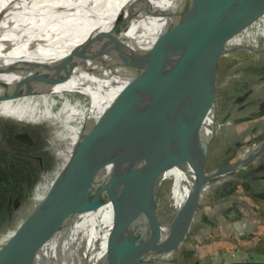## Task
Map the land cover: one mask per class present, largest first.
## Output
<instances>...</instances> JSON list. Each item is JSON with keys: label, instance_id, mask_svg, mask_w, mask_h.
Returning <instances> with one entry per match:
<instances>
[{"label": "water", "instance_id": "1", "mask_svg": "<svg viewBox=\"0 0 264 264\" xmlns=\"http://www.w3.org/2000/svg\"><path fill=\"white\" fill-rule=\"evenodd\" d=\"M68 1L32 0L23 7L1 5L0 38L19 31L20 27L23 30L29 26L38 27L44 22L47 25L62 19L77 0ZM227 2L228 0H169L167 7L155 10V16L166 20L164 25L158 26V50L152 58L146 56L127 62L123 72L125 75L138 67L141 87H149L142 96L141 106L134 104L112 115L108 128L104 120L99 121L95 136L93 131L83 134L82 140L86 148L82 147L85 150L83 157H77V168L88 163L91 153L88 142L92 136L96 143L102 144L104 152L102 161L90 176L83 182H77L85 185L86 189L83 210L94 211L111 203L113 224L108 237L110 244L106 250L102 251L104 246L99 238L89 246L90 257L86 260L82 256L85 250H80L73 264H146L153 262L152 258L156 255L164 257L187 238L197 216L202 191L208 185L223 182L230 173L246 168L264 153V139L255 142L253 137H248L254 135L262 125L258 123L250 128L251 124L264 122V109L256 107V100L249 105L248 110H255L249 115H234L233 107L222 118L218 115L219 57L235 51L254 54L264 51V46L225 45L215 41L212 32L220 27L219 11L227 7ZM40 5L51 9L37 14L41 10L38 8ZM213 8L214 26L210 23ZM17 15L32 18L31 24L18 26L13 22V17ZM46 18L48 19L45 20ZM45 77H42L44 81L49 80ZM36 82L33 81L29 86ZM40 90L42 89H30L28 86L5 89L0 91V100ZM243 108V105L240 106L241 111ZM123 119L130 122L125 128L120 127ZM234 124L241 125L240 136L248 139L242 141L238 148L231 144L229 150L234 151L228 156H231L230 162H227V158L220 166L207 168L211 146L220 134L221 127ZM240 147L242 151H238ZM173 161H181L192 170L195 189L179 227L174 229L170 225L168 233L174 232L172 236L158 241L160 232L149 236L144 220L149 211L155 212V193L168 165ZM217 176L222 177L213 180ZM50 215L21 233L11 243L18 244L32 230L47 224ZM67 222L71 225L73 220L63 224ZM41 243L25 252H16L14 257H9L7 264H17L20 258L33 252ZM53 261L40 264H51ZM225 264H264V260H238Z\"/></svg>", "mask_w": 264, "mask_h": 264}, {"label": "rangeland", "instance_id": "2", "mask_svg": "<svg viewBox=\"0 0 264 264\" xmlns=\"http://www.w3.org/2000/svg\"><path fill=\"white\" fill-rule=\"evenodd\" d=\"M226 5L227 7L223 6L224 9L221 8L219 11L220 27L212 32L217 43L253 44L259 41L257 40L259 36H264V0H228ZM130 7L131 5H126L121 8L120 16L123 12H128L127 16L133 22L136 10ZM131 21L125 23L130 24ZM120 23L121 21L115 24L116 28L120 26V29H125V26L122 28L124 21ZM210 23L212 26L215 25L214 8L210 15ZM256 59L258 60L259 56L243 53L223 54L218 59L219 72L221 71L222 77H226L232 64L241 63V68L244 69L245 66L254 65ZM227 65L231 66L228 68ZM137 68L131 69L123 76H110L106 85H100L88 79L56 89L50 97L49 109L41 108L35 103L23 104V102H11L9 99H3L4 101L0 102V151L4 149L2 141L7 139L5 140L6 145L13 146V139L20 131L19 133H22L27 140L30 139L29 135L32 139L35 137L36 141L32 148L40 153L37 154L38 156L43 158L39 165L35 162L38 157L36 159L23 158L26 161L21 165L8 161L7 155L0 154V176L6 180L5 184L0 185V252L5 250L21 233L48 218L68 195L75 182H83L98 167L104 152L102 144L96 143L93 138L98 133L96 125L104 120L108 128L112 115L134 104L140 107L142 96L149 90V87H141ZM226 78L223 80L220 78L222 82L219 99L222 96L220 99L222 106H225L224 95L227 96L228 93L233 92L231 85L234 79ZM250 87L253 90L250 98L252 102L256 100V107L259 108L264 99V79L255 81ZM258 123L262 124L261 128L254 135L248 136L250 139L253 137L255 142L264 139V122L260 121L249 126L252 128ZM129 124V120L123 119L120 127L125 128ZM227 130L228 127L223 130V133H228ZM89 131L94 133L92 139L87 141L90 144L88 149L91 150L89 160L87 164L77 168V157L82 158L86 148L82 140L83 134L86 135ZM222 140V137L219 138L214 145L213 155L208 163L209 168L216 167L217 161L220 160L219 154L225 146H222ZM41 163L46 166L41 167ZM11 165L15 166L12 170L9 168ZM221 177L217 176L213 180ZM33 178L35 180L32 185ZM170 185L171 181L162 184V196L165 197ZM213 187L214 185H208L202 191L201 200L204 201L201 205H204L205 199L210 197ZM172 189L173 186L169 190L167 200L172 195ZM237 193L234 196L246 197L242 192L237 191ZM9 195H11V201L8 203ZM160 207V204H156L153 210L156 211ZM201 207L199 206L194 226L183 244L176 250L165 254L164 257H156V255L152 258L153 262L146 264H225L238 260H257L264 256V253L255 251L264 245V238L259 234L257 237L250 234L251 236L248 235L246 239L253 247L252 250H250L251 246L244 243L243 238L236 239L237 235L235 238L231 236L228 238L223 237L221 233L216 235L215 232L207 241L204 238L205 233L201 234L202 231H199L201 214L204 213ZM92 212L94 211L88 210L80 215L73 227L70 222L64 223L60 231L57 230L43 240L33 252L20 258L17 264H40L55 260L63 250L71 244L78 243L85 234L87 236L88 227L98 225V218ZM251 254L255 257H251ZM169 255L172 258H169Z\"/></svg>", "mask_w": 264, "mask_h": 264}, {"label": "bare ground", "instance_id": "3", "mask_svg": "<svg viewBox=\"0 0 264 264\" xmlns=\"http://www.w3.org/2000/svg\"><path fill=\"white\" fill-rule=\"evenodd\" d=\"M31 1L0 0V6L23 7ZM168 2L169 0H77L67 14L56 22L47 25L44 22L38 27L29 26L23 30L20 27L19 31L3 36L0 38V91L27 86L30 89H42L37 93L11 96L7 99L23 104L35 103L41 108L49 109L50 97L56 89L88 79L106 85L110 76H123L127 62L146 56L152 58L158 50V26L164 25L166 20L155 16V10L167 7ZM126 5H131L136 10L133 22L127 16L128 12H123L120 16L121 8ZM38 8L41 10L37 14L40 11L42 14L49 12L51 9L46 5ZM13 20L18 26L32 22V18L22 15L13 17ZM119 21L120 24L124 21L122 28L125 26V29H120V26L116 28L115 24H119ZM129 21L130 24L125 23ZM43 76L49 80L44 81ZM33 81L37 82L29 86ZM2 101L4 100H0ZM187 167L181 161H173L168 165L154 198L155 203L161 207L155 212L149 211L144 220L149 236L160 232L158 241L172 236L174 232L168 233L169 226L172 225L175 229L183 220L190 196L195 189L193 172ZM166 181H171V185L164 197L161 195V187ZM171 186L172 195L167 200ZM85 192V185L75 182L67 198L52 212L47 224L32 230L18 244L11 243L1 252L0 264H7L9 257H14L16 252H25L47 239L63 222L73 220V227L80 215L87 212L83 210ZM92 214L98 218V225H89L88 235L85 234L78 243L73 244L75 248L71 244L63 250L51 264H73L83 249L85 253L82 256L87 260L90 257L89 246L99 238L104 246L102 251L106 250L110 244L108 237L113 224L112 204L96 209Z\"/></svg>", "mask_w": 264, "mask_h": 264}, {"label": "crops", "instance_id": "4", "mask_svg": "<svg viewBox=\"0 0 264 264\" xmlns=\"http://www.w3.org/2000/svg\"><path fill=\"white\" fill-rule=\"evenodd\" d=\"M254 82L253 80L252 83ZM238 91H240V88H237L235 92L237 93ZM226 108L227 106L224 107L223 113L226 112ZM240 128V124L232 125V132L225 135L221 141L222 146L228 145V149L224 146V157H220L216 166L225 163L228 156L232 155L234 149L229 150L231 144L235 148H238V145L242 141L245 142L248 139L240 136V130H242ZM240 150L241 147L238 151ZM241 154L244 155V152H241ZM230 158L231 156L227 162H230ZM250 166L230 173L226 180L216 184L210 197L205 199V204L200 205L204 210L201 217H209L211 215L215 221L211 223L207 220L204 228L201 229V234L205 233L206 239L215 234V232L216 235L221 233L223 237L228 238L230 236L235 238V235H237L236 239L243 238L244 243L251 246L248 243L249 241L246 240L248 239V235L259 234L264 236V153L255 162L251 163ZM252 166L256 167L257 170H253ZM249 169L252 170V173L249 179H247L246 174L250 171ZM231 187L235 189L233 192L231 191ZM237 191L242 192L246 197L234 196ZM203 201L201 200L200 203H203ZM201 223L203 224V222ZM259 248L255 249V251L264 253V249H261L264 248V245H261ZM252 249L253 247L250 248V250ZM251 257H255L254 254H251ZM257 260H264V256Z\"/></svg>", "mask_w": 264, "mask_h": 264}, {"label": "flooded vegetation", "instance_id": "5", "mask_svg": "<svg viewBox=\"0 0 264 264\" xmlns=\"http://www.w3.org/2000/svg\"><path fill=\"white\" fill-rule=\"evenodd\" d=\"M263 34H261V35H263ZM258 39H259V41L255 42L253 44H248V43H244V42H241V43L237 42V43H232L230 45L240 44V45H250V46H264V36H259L257 38V40ZM254 40H256V39H254ZM231 53H243V54H249V55H253V56H259V59L255 60V64L254 65H251V66H248V67L245 66V67H243L244 69L241 68L242 67L241 63H235V64H232V66L231 65H227L228 68H229V66H231V68L228 69L229 70L228 74H226L227 78L221 76V71L219 72V67H218V74H217V86H218V89H217V101H218V115H219L220 118H222L224 115H226L228 113V111H230L231 107H233L232 113L234 115H239V114L240 115L241 114L249 115V114L253 113V112H251L252 110L251 111L248 110L249 105L252 103V99L250 97L253 94L252 93L253 90H252V88L250 86L254 85L255 82L252 83L253 80L254 81H258L260 79H263V77H264V51L260 52L258 54L248 53V52H245V51H235V52H229L227 54H231ZM243 74L245 76H243ZM247 74H249V75H247ZM254 76H256V78H254ZM220 78L222 80H223V78L234 79L233 82H232V85H231L233 87V92L228 93L227 96L224 95L225 106H227L225 113H223V109H224L225 106L221 105V100H220L222 96L219 99L220 89H221L220 83L222 82V81L220 82ZM237 88H240V91L237 92L238 94L235 92V91H237ZM242 102H244L245 104L242 103ZM260 104L261 105H260L259 108L261 110L264 109V99L261 101ZM242 105H243L244 108L241 111L240 106H242ZM226 127H228V130H227L228 133H223V130ZM23 130H25V129H23ZM23 130H21V131L24 132ZM26 131H28V130H26ZM31 131H33V130H31ZM19 132L15 135V137L13 139V141H14L13 146H7L6 145L5 140H7V139H4V141H2V143L4 145V149L0 151V154L3 153L5 155H7L8 156V158H7L8 161L15 162V164H21V165H22V163H24L26 161L23 158L36 159V157H38V159H36L37 161H35V162L38 163V165H39V162L42 161L43 158L41 156H38L37 154L39 152L34 151V148H32L34 146L35 141H36L35 137H34V139H32L31 135H29L30 139L27 140L26 137H23L24 135H22V133H19ZM230 132H232L230 125L221 127L220 134L215 138V140L213 141V144L211 146L209 160L207 162V168H209L208 167V163H209V161L211 159V156L213 155V148H214V145L217 143V140H219V138H221V137L224 138L225 135L230 134ZM33 134H34V132H33ZM34 136H35V134H34ZM30 140H32V141H30ZM219 155L221 156V158H223L224 157L223 156L224 155V151H221ZM18 158H20V159H18ZM13 159L15 161H13ZM40 165H41V167H45L46 166V165H42V163ZM14 167H15L14 165H11L9 168H10V170H12V168H14ZM253 170H257V168L253 167ZM251 173H252V170L247 172V174H246L247 179H249ZM34 180L35 179L33 178L32 185L34 183ZM5 182H6L5 178H3V176H0V185L1 184H5ZM10 184H14V183L10 182ZM245 186H247V185H245ZM215 187H216V185H214V187L211 189V191H213ZM234 190L235 189L231 187V191L233 192ZM233 195H231V196H233ZM10 201H11V195H9V197H8V203ZM201 204L202 203H199V206ZM199 206H198V209H199ZM207 220L209 222H211V223L215 222L213 216H211V215H209V217H206V216L205 217H201L200 225H199V227H200L199 231H201V229L204 228V225L206 224ZM201 222H203V224ZM193 226H194V222H193ZM193 226H192V228H193ZM254 235H255V237L258 236V234H254ZM261 236L264 238L263 235H261ZM204 238H206V237H204ZM169 258H172V257L170 256Z\"/></svg>", "mask_w": 264, "mask_h": 264}, {"label": "trees", "instance_id": "6", "mask_svg": "<svg viewBox=\"0 0 264 264\" xmlns=\"http://www.w3.org/2000/svg\"><path fill=\"white\" fill-rule=\"evenodd\" d=\"M215 185V184H214Z\"/></svg>", "mask_w": 264, "mask_h": 264}]
</instances>
